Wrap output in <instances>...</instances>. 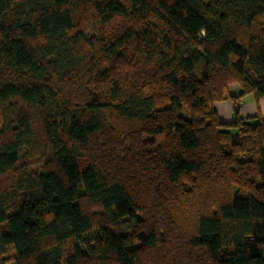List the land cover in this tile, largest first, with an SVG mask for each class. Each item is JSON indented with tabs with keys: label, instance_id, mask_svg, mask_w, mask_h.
<instances>
[{
	"label": "trees",
	"instance_id": "1",
	"mask_svg": "<svg viewBox=\"0 0 264 264\" xmlns=\"http://www.w3.org/2000/svg\"><path fill=\"white\" fill-rule=\"evenodd\" d=\"M250 93L264 0H0V264H264Z\"/></svg>",
	"mask_w": 264,
	"mask_h": 264
},
{
	"label": "crops",
	"instance_id": "2",
	"mask_svg": "<svg viewBox=\"0 0 264 264\" xmlns=\"http://www.w3.org/2000/svg\"><path fill=\"white\" fill-rule=\"evenodd\" d=\"M240 87L234 84L231 92L237 95L240 92ZM239 116L244 118L256 119L259 114L264 119V97L255 98L254 101L247 100L245 96L238 101ZM214 107L218 112L221 121L231 123L235 118L234 102L232 100L216 101ZM250 120V119H249Z\"/></svg>",
	"mask_w": 264,
	"mask_h": 264
},
{
	"label": "rangeland",
	"instance_id": "3",
	"mask_svg": "<svg viewBox=\"0 0 264 264\" xmlns=\"http://www.w3.org/2000/svg\"><path fill=\"white\" fill-rule=\"evenodd\" d=\"M237 85V84H236ZM245 98L247 99V100H250V101H254L255 100V95L253 94V93H250V94H246L245 95ZM257 99V98H256ZM228 100H230V99H228ZM223 101H225V100H223Z\"/></svg>",
	"mask_w": 264,
	"mask_h": 264
}]
</instances>
